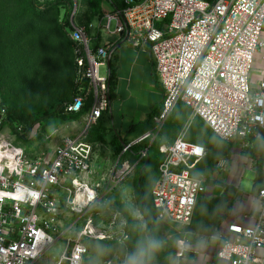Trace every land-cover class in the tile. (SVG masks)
Here are the masks:
<instances>
[{"label": "built area", "instance_id": "2783aa9c", "mask_svg": "<svg viewBox=\"0 0 264 264\" xmlns=\"http://www.w3.org/2000/svg\"><path fill=\"white\" fill-rule=\"evenodd\" d=\"M72 27L78 92L66 113L87 109L85 128L78 137H65L52 155L0 140V264H35L60 237L61 208L79 215L99 201L104 184L108 190L123 182L138 165L128 154L153 143L179 104L221 141L237 142L244 151L264 147V81L257 87L251 83L257 53L264 60V0H125L122 10L105 14L97 28L101 38L117 36L148 52L164 101L155 128L124 146L102 185L94 169L95 144L85 139L110 107V71L101 77L100 69L114 48H94L90 26ZM33 132L25 135L31 138ZM159 152V177L151 191L157 221L190 226L207 191L193 172L208 152L182 135ZM214 168L221 175L228 161L220 159ZM257 200L260 209L252 225L229 224L216 252L219 264H264V186ZM178 249L181 258L184 240ZM86 254L85 245L75 241L59 264H86Z\"/></svg>", "mask_w": 264, "mask_h": 264}, {"label": "rangeland", "instance_id": "374dc122", "mask_svg": "<svg viewBox=\"0 0 264 264\" xmlns=\"http://www.w3.org/2000/svg\"><path fill=\"white\" fill-rule=\"evenodd\" d=\"M34 3L32 0H0V111L5 109L7 117L12 119V126L1 125L0 140L8 139L31 153L40 149L42 138L49 143L54 140L56 135L54 127L60 123L64 124L67 120L65 118L45 120L40 126L33 127L31 138L25 135L30 127L28 117L31 113L47 110L59 100L74 99V55L71 39L67 35L72 34L74 23L85 25L90 19L87 0H35ZM60 4L67 6L71 12L68 20L71 25H67L64 31L61 20L65 15V7ZM89 24V33L93 36L100 25V20H90ZM100 75L107 77L106 67H101ZM138 101L148 104L147 110L149 108L153 111L158 110L154 97L147 92H141ZM179 107L185 108L180 119ZM154 121L143 120L136 123L134 133L130 132L127 140L132 141L152 131L155 128ZM113 134L110 130L107 131L104 137L105 144L111 145ZM181 135L186 141L208 147L211 157L228 158L233 150L240 152L237 145L234 144L233 147V144H224L215 137L207 124L194 117L188 108L178 106L170 114L155 142L147 141L140 146L144 151L148 149L150 155L145 183L150 209L151 191L159 177L158 163L162 158L159 146L167 144L166 139L170 140L171 136L173 138L169 144H172ZM89 140L96 147L98 160L95 169L99 175L98 181L102 185L105 182L103 179L115 164L117 154L102 148L93 133L90 134ZM258 148L264 149L261 145ZM259 152L261 154L262 151ZM259 152L245 151L246 155L236 153L232 173H223L220 179L226 182L230 174L240 175L246 170L247 175L253 172L263 176L264 154L260 157ZM128 158L138 165L141 163V156L132 155ZM250 160L255 162L252 170ZM208 172L211 174V170ZM137 174L138 168H135L123 182L108 190L104 184L100 190L99 201L79 215L71 214L62 207L60 237L35 264H59L63 254L72 250L75 241L82 242L87 249L86 264H127L129 257L140 248L145 249V254L141 258L142 264L151 260L156 250L149 247L151 241L147 230L149 221L139 208L136 193ZM216 181L215 176V180L211 181L214 184L209 183V186H215L218 183ZM57 194L63 197L60 192ZM156 231L161 241L163 255L152 264H183L184 258L179 257L178 242L185 237L189 229H181L179 225L158 221Z\"/></svg>", "mask_w": 264, "mask_h": 264}, {"label": "crops", "instance_id": "0c3cea01", "mask_svg": "<svg viewBox=\"0 0 264 264\" xmlns=\"http://www.w3.org/2000/svg\"><path fill=\"white\" fill-rule=\"evenodd\" d=\"M88 21L85 24L86 26H90ZM101 45L108 48H114L112 58L106 66V73L108 77L110 69L114 71L116 79V87L114 90L115 94L114 98L110 101L109 110L104 113L99 123L91 128L90 133L85 140L90 142L89 137L92 133L99 140V133L103 134V131L107 133V131L110 130V132L114 133L111 142L116 138V136H120L122 140L126 141V143H131L146 134L144 133L134 138L132 141H128V134L132 131L134 133L135 124L140 123L143 120L152 122L155 117L161 113L164 101L163 87L148 52L140 51L128 43L120 41L117 36L113 35L102 36ZM262 81H264V60H262L261 54L257 53L255 64L251 73V83L254 87H257ZM141 92H147V94L154 97V103L157 105L155 107H157L158 110L155 109V111H153L151 108L147 110L148 104L140 103L138 101V95ZM180 105L183 104H179L178 106ZM178 106L176 108H178ZM184 111V107H179V119ZM86 113L87 109L79 114L66 113L65 115L59 117L67 120L64 124L60 123L54 127L56 128V135L54 136V140L50 141V143L49 141H44V138H42L43 143L41 142L42 144L38 151L47 152L49 155H52L56 146L59 145L65 137H78L85 128L84 116ZM151 115L152 118L150 119ZM172 138L173 136L169 138L170 140L166 139L167 144L159 147L171 145L169 142ZM222 142L228 145L233 144V147L237 145L238 150H240V152L233 150L228 158H219V160L225 159L228 161V169L224 173H232L235 168V163L233 161L234 155L236 153L246 155L247 153H245L244 150L239 149V143L237 142ZM100 143L101 144L99 145L102 148L112 152L113 154L115 153L111 145L105 143L104 145L101 141ZM189 143L202 145L208 152V155L197 165L193 172L196 178L204 181L207 186V191L201 196L197 203L191 225L181 227V229H189L185 237L180 239L184 240L187 244V249L183 256V264H219L216 252L221 246L224 238L228 235L229 224L237 223L242 225L245 223L252 225L255 221L260 209L259 202L257 200V190L258 188L264 186V175L259 176L258 173L255 174L253 172L247 175L246 170L240 175L235 173L230 174L225 182L223 179H220L223 173L218 175L214 166L211 169V174L208 172L207 162L210 159L208 156L211 154L208 147L200 143ZM143 144H145V142ZM141 145L136 147H140ZM260 150L262 151L261 154L259 152ZM253 151L259 152L260 157L264 154V149H259L258 147L246 152ZM126 158L130 160L128 156ZM97 160L98 154L96 152L94 169ZM130 161L136 164L135 161ZM250 161V168L252 170L255 162H253L254 160ZM199 174H201V178ZM205 175L206 177H202ZM215 176L217 180L216 182L218 183H216L215 186L210 187L209 183L215 180ZM211 184L213 185L214 183ZM217 185L219 186L217 187Z\"/></svg>", "mask_w": 264, "mask_h": 264}, {"label": "trees", "instance_id": "16d2710c", "mask_svg": "<svg viewBox=\"0 0 264 264\" xmlns=\"http://www.w3.org/2000/svg\"><path fill=\"white\" fill-rule=\"evenodd\" d=\"M34 2L35 0H32V3ZM60 5H64V4H60ZM60 5L58 6L59 15H60V9H59ZM87 5H88L89 13H90V19L88 22L90 23V20H94V19L101 20L105 16L106 13L122 10L125 7V0H87ZM64 7H65V15H64V18L61 20L63 21V31L67 25H71L70 22L68 21L70 13H71L70 9L65 5ZM67 36L70 37L71 39V35L70 36L67 35ZM91 38H92V45L94 48L101 46V33L98 30H96L95 34L91 36ZM70 42H71L72 51H73V41L70 40ZM73 55H74V51H73ZM75 79H76V66L74 62V74H73L74 98L76 97L77 92H78L76 84H75ZM108 83H109V92H110V101H111L114 98V94H115L114 90L116 87L115 74L112 69H110ZM73 101L74 99L72 101L59 100V101L54 102L47 110L36 111V112L31 113L28 117L30 121V127H29L28 132H30L35 125L42 124L45 120H48L51 118H59L65 115L66 106L68 104L73 103ZM6 112L7 111L5 109L0 111V129H1V125L8 124V126H12V119L9 116L7 117ZM151 118H152V115L150 116V119ZM99 135H100L98 137L99 141L104 143V137L106 135V132H103V134L99 133ZM126 144H127L126 141L122 140L120 136H116V138L111 142V146L113 147L115 154H117V156L122 152V149L124 148ZM142 152H144V150L141 149L140 147H134L131 153L128 154V157H131V155L135 157H140ZM209 157L210 159L207 162L208 171L211 170L212 167L214 166V163L217 162L219 158H221V157H213V156L211 157L210 155L208 156V158ZM140 161L141 163L137 165L138 174L136 177V193L138 196L139 208L143 216L146 217L149 221L148 229H147L149 238L151 239V241L158 242V245H159L158 247H155V250H156L155 256L151 260L145 261L144 263V264H152L161 259L163 255V248H162L161 241L156 231V226H157L158 221H157L156 214L152 206V200H151V209H150L148 205L147 197H146L147 192H146L145 183L147 179V171H148L149 164H150L149 152Z\"/></svg>", "mask_w": 264, "mask_h": 264}, {"label": "clouds", "instance_id": "9594fccd", "mask_svg": "<svg viewBox=\"0 0 264 264\" xmlns=\"http://www.w3.org/2000/svg\"><path fill=\"white\" fill-rule=\"evenodd\" d=\"M158 246H159L158 242L149 241V247L155 248ZM144 254H145L144 248L138 249V251L135 254H133L132 256L129 257L127 264H142L141 258L144 256Z\"/></svg>", "mask_w": 264, "mask_h": 264}]
</instances>
